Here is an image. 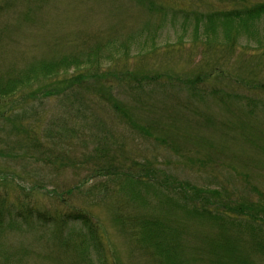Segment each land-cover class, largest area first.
I'll return each instance as SVG.
<instances>
[{
  "label": "trees",
  "instance_id": "1",
  "mask_svg": "<svg viewBox=\"0 0 264 264\" xmlns=\"http://www.w3.org/2000/svg\"><path fill=\"white\" fill-rule=\"evenodd\" d=\"M45 1L23 0V8L15 13L17 23H33L32 15ZM220 1L229 6L203 11L200 7L185 6L186 0H131L150 15L182 19L184 29L178 35L179 41L184 43L186 37L190 38L192 58L200 67L191 78L170 73L139 78L140 72H134L125 75L130 86L141 91L149 88L147 84L154 85L156 91L185 86L189 94L201 98L203 93L195 86L205 81L204 76H224V69L238 60L233 59L239 49L240 60L250 55L248 47L252 48L251 57L264 59V0ZM14 8L0 5V17ZM189 23H193L190 33ZM0 28L1 38L8 28ZM133 41L130 39L120 47L111 42L96 44V48L88 46L81 53L48 55L30 62L23 57L19 64H10L2 71L0 63V123H9L14 131L23 134L26 147L32 154H39L46 167L56 166L60 172L71 167L88 175L81 183L68 187L56 183L52 195L58 205L47 208L36 203L35 189H30V194L28 189L18 193L14 192L16 189L7 190V183H2L7 181V174L0 172V188H6L0 189V264H29L31 256L49 257V253H42L29 243L20 242L18 247L4 243L10 236L22 241L32 239L33 244L42 242L60 255L56 260L65 258L69 264L113 263L105 234L92 213L71 204L76 194H82L81 187L97 177L103 180L92 190L105 188L103 204L111 207L117 225L129 237L144 264H264V194L252 202L226 199L218 190H204L179 181L157 164L132 161L121 147L110 149L101 143L110 134L98 129L101 122L96 106L101 103L133 130L150 132L113 96L110 83H103L110 90L107 91L91 81L92 69L103 71V64L114 68L118 62L127 61L131 43L143 48L137 51L140 53L147 45L155 47L152 40ZM194 52L200 56L198 60ZM5 58L6 53L0 50V62ZM215 96L221 104L232 97L223 91ZM48 102L57 110L52 112L56 114L54 119L62 120L57 137L51 133L54 121L48 120L49 114L43 110ZM246 104L250 107L255 103ZM86 133L95 142L94 147L90 152L76 153L75 143ZM108 140L116 142L117 138L112 133Z\"/></svg>",
  "mask_w": 264,
  "mask_h": 264
},
{
  "label": "rangeland",
  "instance_id": "2",
  "mask_svg": "<svg viewBox=\"0 0 264 264\" xmlns=\"http://www.w3.org/2000/svg\"><path fill=\"white\" fill-rule=\"evenodd\" d=\"M186 1L185 6L200 7L203 11L229 6L220 0ZM0 5L6 9L15 7L0 17V27L8 28L0 38V50L6 53V58L0 62L1 71L5 67L8 69L10 64H19L23 57L30 62L48 55L81 53L88 46L96 48L107 42L120 47L130 39L133 42L154 41L155 47L147 45L143 53L137 52L143 49L137 44L128 45L130 58L118 62L114 68L103 64V71L92 69L94 79L91 81L104 89L103 83H110L114 88L113 96L124 103L135 121L150 130L149 133L137 128L140 133L133 130L101 103L96 106L101 122L98 129L104 134L110 133L107 141L101 143L110 149L121 147L132 161L146 160L157 164L163 172L179 181L204 190H218L226 199L232 197L252 202L264 194V97H261L264 95V59L251 57V47L247 49L250 55L244 60L239 59L238 50L233 59L238 60L230 63L229 69H224V76L215 73L210 78L203 77L205 81L195 86L203 93L201 98L189 94L191 92L185 86L156 91L154 85L147 84L149 88L141 91L131 87L125 75L140 72L138 77L141 78L170 73L191 78L198 72L196 69L200 66L192 58L190 38L186 37L184 43L179 41L178 35L184 29L182 19L166 20L150 15L131 0H46L32 15L33 23L20 25L15 13L23 8V0H0ZM187 29L192 32L193 23H189ZM194 56L195 60L200 58L197 52ZM118 91L119 95L116 94ZM222 91L232 95L224 104L215 98L216 92ZM246 97L249 98L246 100ZM248 102L255 104L247 107ZM43 110L48 112V120L54 121L51 133L57 137L62 120L54 119L55 106L48 102ZM18 111L22 109L18 108ZM112 133L116 142L108 140ZM22 135L9 123H0V172L3 170L8 177L2 183H7L5 186L9 191L16 189V193L28 189L30 194L29 190L35 189L36 203L47 208L57 207V198L52 195L56 183L68 187L72 183H81L88 175L71 167L64 172L56 166L46 167L40 155L32 154L26 147ZM161 137L164 139L160 140ZM81 139L75 143L76 153L90 152L95 143L93 139L88 133ZM111 143L117 146L113 147ZM100 180L103 178L91 179L88 186L81 187L82 194H76L71 204L91 212L98 222L105 234L109 258L113 259V263L108 264H144L129 237L117 225L111 207L108 209L103 204L102 199L107 195L105 188L92 190ZM31 241L10 236L3 242L14 247L20 242L29 243L40 252L49 253L47 259L29 257V264H69L65 258L56 260L55 257L60 255L52 247Z\"/></svg>",
  "mask_w": 264,
  "mask_h": 264
}]
</instances>
